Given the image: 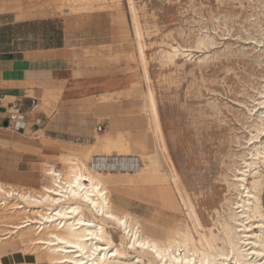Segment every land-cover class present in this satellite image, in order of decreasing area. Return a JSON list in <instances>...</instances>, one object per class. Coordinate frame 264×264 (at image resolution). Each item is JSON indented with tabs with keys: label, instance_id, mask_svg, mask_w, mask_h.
Wrapping results in <instances>:
<instances>
[{
	"label": "rangeland",
	"instance_id": "obj_1",
	"mask_svg": "<svg viewBox=\"0 0 264 264\" xmlns=\"http://www.w3.org/2000/svg\"><path fill=\"white\" fill-rule=\"evenodd\" d=\"M29 3L27 10L40 8L46 14L51 13L59 27L74 28L71 35L79 45L87 47L86 56L120 65L133 74L136 82L125 98L137 104L145 128L118 133L127 140L150 134L146 94L148 90L152 93L168 158L200 218L208 227L216 220L226 219L225 199L235 196L234 191H228L227 184L237 174L234 170L244 167L241 158H250L248 153L253 145L247 141L259 123L261 107L256 102H261L264 87V45L259 50L256 41L264 44V0H47L41 5L29 0ZM204 36L214 40L215 45L200 47L197 41ZM175 49L180 50L178 55ZM173 54L175 57L168 59ZM255 106V111L249 113ZM262 134L258 141L264 143V131ZM104 135L112 136L98 134L95 141ZM82 148L68 156L77 157L87 167L88 160L80 153ZM147 148L151 149L150 145ZM130 155H134L139 167L146 162V157L142 160L137 154ZM60 157L58 164L42 162L32 184L2 183L36 193L49 167L63 170ZM155 157L165 170L160 153ZM258 168L264 170L261 163ZM131 170L132 166L121 167L117 172ZM247 178L250 182L251 176ZM46 183L49 186L50 180ZM260 198L264 205V183ZM111 199L133 217L149 220L152 216V207L135 199L129 189ZM108 231L118 244V231L111 228ZM9 248L0 256V264H36L34 255Z\"/></svg>",
	"mask_w": 264,
	"mask_h": 264
},
{
	"label": "bare ground",
	"instance_id": "obj_2",
	"mask_svg": "<svg viewBox=\"0 0 264 264\" xmlns=\"http://www.w3.org/2000/svg\"><path fill=\"white\" fill-rule=\"evenodd\" d=\"M197 42L204 48L215 45L208 36ZM261 43L256 41L259 50ZM174 51L178 55L180 50ZM146 95L150 134L135 140L104 135L82 148L87 167L77 157L61 156L63 170L49 167L36 193L0 182V244L7 242L0 246V256L10 247L34 255L36 264H264V170L258 168L261 163L264 169V143L258 141L264 131V87L261 102H256L259 123L246 139L253 145L250 158H241L244 167L235 169L227 184L235 192L234 199L224 202L227 218L211 227L200 218L168 158L154 97L149 90ZM133 153L146 157L141 167ZM158 153L165 170L155 157ZM130 166V172H117ZM126 189L152 207L149 220L133 217L112 202V196ZM108 228L118 231V244Z\"/></svg>",
	"mask_w": 264,
	"mask_h": 264
},
{
	"label": "crops",
	"instance_id": "obj_3",
	"mask_svg": "<svg viewBox=\"0 0 264 264\" xmlns=\"http://www.w3.org/2000/svg\"><path fill=\"white\" fill-rule=\"evenodd\" d=\"M28 6L29 0H0V182L19 184H32L42 162L58 164L98 134L145 128L137 104L125 98L133 74L86 56L74 28ZM32 99L37 107L28 115ZM21 100L26 124L16 131L4 110Z\"/></svg>",
	"mask_w": 264,
	"mask_h": 264
},
{
	"label": "built area",
	"instance_id": "obj_4",
	"mask_svg": "<svg viewBox=\"0 0 264 264\" xmlns=\"http://www.w3.org/2000/svg\"><path fill=\"white\" fill-rule=\"evenodd\" d=\"M23 107H24V102L21 101H16L13 104H10L7 108V110H4L7 114V124L12 127L13 130L19 131L23 130L26 124V114L23 113ZM37 107V102L35 100L30 101V110L28 111V115L32 114ZM35 123H39L38 120H35ZM97 131L101 132L102 131V125L97 126Z\"/></svg>",
	"mask_w": 264,
	"mask_h": 264
}]
</instances>
